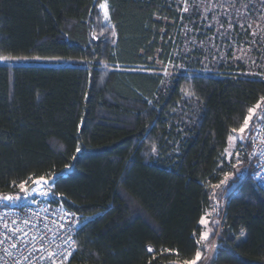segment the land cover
<instances>
[{
    "label": "trees",
    "instance_id": "trees-1",
    "mask_svg": "<svg viewBox=\"0 0 264 264\" xmlns=\"http://www.w3.org/2000/svg\"><path fill=\"white\" fill-rule=\"evenodd\" d=\"M198 1L0 0V57L32 60L0 63V194L48 180L85 220L70 264H185L210 213V264H264V187L236 176L251 143L226 155L264 102V4L215 26Z\"/></svg>",
    "mask_w": 264,
    "mask_h": 264
},
{
    "label": "built area",
    "instance_id": "built-area-1",
    "mask_svg": "<svg viewBox=\"0 0 264 264\" xmlns=\"http://www.w3.org/2000/svg\"><path fill=\"white\" fill-rule=\"evenodd\" d=\"M261 109L251 131L249 163L241 178H250L264 187V106ZM31 182H27L26 187ZM35 188L37 191L28 195L0 194V264H70L77 251L78 231L85 220L62 205L49 203L51 191L47 186ZM6 195L21 198L3 201ZM225 204L226 200L223 207ZM212 208L218 213L220 206L214 202ZM13 233L15 236L9 238ZM214 241L216 243L217 238ZM209 254L200 264L205 263Z\"/></svg>",
    "mask_w": 264,
    "mask_h": 264
},
{
    "label": "rangeland",
    "instance_id": "rangeland-1",
    "mask_svg": "<svg viewBox=\"0 0 264 264\" xmlns=\"http://www.w3.org/2000/svg\"><path fill=\"white\" fill-rule=\"evenodd\" d=\"M231 2H234V1H232V0H199L198 4H196V5L199 7V12L201 14V19L200 20L203 21L202 22L203 24L205 22L207 24V20L209 18L208 16H210L211 21L213 22V24H215V26H218V22H219L220 18L228 17L232 13H234L233 9H231V8L228 9V5L227 4H231ZM261 2H262V4H264V0H262ZM101 4L105 5L104 8L99 6V9H100V12H101V16H102V21L105 24H108V15H107L106 3L102 2ZM187 9H188V5L185 4V2H182V10H183V12H186ZM260 10H261L260 12H262L263 15H264V8H262ZM238 11H240V10H238ZM247 12L245 11V13H247ZM240 14H241V12H240ZM260 24L264 25V17L263 18H258V22L255 24V26L260 25ZM241 26H243V25H241ZM206 27L207 26H205V28ZM185 32H187V28H185ZM192 42H193V44H196L197 46H199L197 43H195L194 39L192 40ZM30 62H32V60H28V59H9L6 62L0 61V63H7V64H12V65L26 64V63H30ZM44 62L53 63L54 65H68V64H70V62L57 61V60H55V61H44ZM157 67H158L159 71L162 74L170 73L171 68L169 66H167V65H164L162 63H157ZM263 103L264 102L260 103L254 109H252L253 111H252L251 114L248 115V117L250 115H252L255 118H258L259 115L261 114V110H263V109H261V107L263 108V106H264ZM256 120L257 119L251 120L250 124H249V128L246 129L243 133L240 132V129L244 125L239 130H237V131L233 132L232 134H230V136L228 138L227 148H226L227 158H230L232 155H234L235 157L239 156L238 155L239 152H240L239 150L245 149L247 144L250 143V136H251L252 126H253V124H254V122ZM246 166L247 165H244L243 167H240V166L236 167V176H237L238 179H240L242 177L244 169H245ZM69 169H70V167L66 168L65 171H68ZM232 180H233V176L232 175L227 176V180H224L225 182L222 184V186L225 187V186H228L229 184H232V182H231ZM233 184H235V181H234ZM230 188H231V186H230ZM44 190H46V189H44ZM16 194L19 195V193H16ZM29 202L30 201H26V203H29ZM211 218H213V213H210L207 217H204V219L206 220V223L203 224V225L201 224L203 226V233L207 232V233H209V236H208V238L206 240H203V241L200 240L201 244L203 245V250H201V259L197 262V264H200V262H202V260L205 259V257H206L208 252H210V254H209L210 257H208V259L205 261L204 264H210L211 257L213 255L214 250L216 249V243H215L214 240H210V236L213 233V227L217 223H216L215 220L213 221ZM218 228H219V224H218ZM217 231H218V229H217Z\"/></svg>",
    "mask_w": 264,
    "mask_h": 264
},
{
    "label": "snow or ice",
    "instance_id": "snow-or-ice-1",
    "mask_svg": "<svg viewBox=\"0 0 264 264\" xmlns=\"http://www.w3.org/2000/svg\"><path fill=\"white\" fill-rule=\"evenodd\" d=\"M100 7L104 8L105 5L101 4ZM9 59H13V58H10V57H0V61H8ZM16 59H19V58H16ZM37 59H39L37 57ZM252 109H249V113L251 114L252 113ZM255 117L250 115L248 118H246L244 120V126L240 129V132L243 133L246 129L249 128V124H250V121L251 120H254ZM77 152L80 151V148L77 147L76 149ZM69 166L68 165H65V168H68ZM61 180V177H59V175H57L55 178L51 179V182L52 183H59ZM225 180H227V176L225 177ZM225 181H221L220 183L223 184ZM49 181L48 180H45L43 176L40 177V179L38 181H34L33 183V186L31 187H26L27 185V181H24V182H21L19 184V189H20V192L25 194V195H28L30 194L31 192H35L37 191V189L35 188V184H43L45 187L48 185ZM215 187H219V185H216ZM43 194V193H41ZM21 197L20 196H10V195H6L2 198L3 201H13V200H18L20 199ZM15 223V222H13ZM200 224H205L206 223V220L204 219V217H201L200 221H199ZM243 234V233H241ZM15 236V233L12 234V236H10L9 238H12ZM209 236V233L207 232H204V233H201V236H200V240L203 241V240H206ZM199 243V242H197ZM13 248L16 247L15 244L11 245ZM201 259V251L200 250H197L195 253H194V257L192 260L190 261H187L186 264H197V262Z\"/></svg>",
    "mask_w": 264,
    "mask_h": 264
},
{
    "label": "water",
    "instance_id": "water-1",
    "mask_svg": "<svg viewBox=\"0 0 264 264\" xmlns=\"http://www.w3.org/2000/svg\"><path fill=\"white\" fill-rule=\"evenodd\" d=\"M39 179H36V180H34V181H38ZM34 181L33 182H31V184L28 186V187H31V186H33V183H34ZM37 185H43V184H35V186H37ZM48 185H49V183H48ZM47 185V186H48Z\"/></svg>",
    "mask_w": 264,
    "mask_h": 264
}]
</instances>
